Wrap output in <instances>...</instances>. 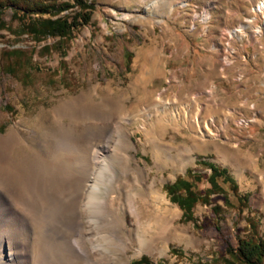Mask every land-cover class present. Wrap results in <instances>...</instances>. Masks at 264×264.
<instances>
[{
	"label": "rangeland",
	"instance_id": "obj_1",
	"mask_svg": "<svg viewBox=\"0 0 264 264\" xmlns=\"http://www.w3.org/2000/svg\"><path fill=\"white\" fill-rule=\"evenodd\" d=\"M262 1L86 0L89 20L70 32L67 22L79 9L76 5L55 15L32 10L27 17L13 13L12 6L2 10L0 133L16 126L31 142L37 137L31 130L39 134L55 128L52 112L60 103L66 102L68 114H78L67 106L82 94L99 104L95 122H110L105 137L111 151L105 158L92 154L90 169L82 141L66 134L55 150L58 155L52 156L54 170L32 174L22 185L28 200L24 210L44 216L35 222L45 231L40 237L45 264L77 262L63 234L72 225V203L81 200L75 190L79 181L85 184V203L89 186L95 193L86 208L91 213L78 218L79 229L71 239L79 253L90 249L81 264H91L90 256L94 264H128L142 255L161 264H223L229 256L225 247L235 248L239 238L264 239ZM63 37L64 43H55ZM51 45L46 56L37 54ZM16 49L31 57L26 70L20 57L9 58ZM115 153L133 156L145 177L137 178L134 163L125 168ZM205 162L223 167L239 195L248 194L247 202H238L230 184L217 178L226 193L195 203L192 219L183 220L164 185L189 169L200 175L194 188L203 192L210 186ZM151 184L165 204L146 198L147 192L134 197ZM131 200L138 217L125 210L127 229L139 235L151 213L169 204L177 215L172 226L176 234L139 252V242L130 243L121 227H109ZM110 237L113 241L106 242ZM120 239L127 244L125 251L117 247Z\"/></svg>",
	"mask_w": 264,
	"mask_h": 264
},
{
	"label": "bare ground",
	"instance_id": "obj_2",
	"mask_svg": "<svg viewBox=\"0 0 264 264\" xmlns=\"http://www.w3.org/2000/svg\"><path fill=\"white\" fill-rule=\"evenodd\" d=\"M262 7H264V0L259 3L258 9ZM65 103L66 102L60 103L53 109L52 121L55 123V128L44 129L39 134L31 130L32 133L37 136L36 139L31 142L26 141L16 126L9 127L5 133H0V264H45V260L43 261L41 253L44 243L40 238L45 231L41 227V224L37 225L38 222H35L42 221L44 216L41 213H27L26 210H24V204L28 202V200L25 201L27 198L25 199L24 197L26 196H22L21 189L22 185L25 186L29 183L28 179H30L32 174H37L41 171L45 173L47 169L51 171L54 170L55 167H50V165H53L52 156L55 150L65 141L66 134L68 136L78 137L82 141L86 153V155H83H85V161L89 169L91 168L90 159L92 154L100 155L102 158H105L104 154H108L111 151L107 143L108 139L105 137V133L110 128V122L108 121L106 124L103 123L101 125L95 122V115L100 109L99 104L94 101L91 96L82 94L68 104L67 107H72L78 113L76 114L75 112V115H70V113L68 114L65 112ZM108 107L107 105L106 109H108ZM116 129L118 130V128ZM20 151L21 153L19 154ZM114 157L121 162L125 168L133 162L136 177H145L146 173L144 168L136 162L133 156L127 154L125 157L124 155L115 153ZM62 170L63 169H58L56 171L62 172ZM153 185L154 184L146 185L143 187V190L138 189L134 197L143 198L145 192H147L146 194L148 197L146 198H150L158 204H160V202L165 204L166 199L156 191ZM83 186L79 181L78 187L80 188L75 190L79 191L81 200L76 199L72 203L71 213L68 216L72 225L70 226L71 228L63 234L65 245L67 242L68 248L74 251V256L77 259L76 264H81L84 257L90 255L89 248H85L79 253L78 250L76 251L71 246V239H73L79 229L77 224L78 218L85 213L88 215L91 213V209L87 212L86 208L90 207L95 199L94 188L87 186L88 189L86 193L88 192L90 194V198H87L88 202L85 203V190ZM164 207L163 210L158 208L156 212L151 213L149 216L150 222L148 221L149 223L147 226L144 227L138 235L136 231L127 229L125 225L126 219L124 212L126 209H129V212L138 217L137 207L134 201L131 200L128 205L124 206L123 213L120 217H113L109 223V227L111 229H119L121 227L123 231L126 232V239L130 243L139 242V252L142 249H151L158 241H165L168 234L175 232L172 226L173 220L177 216L176 211L170 208L169 204H166ZM36 208L39 209L38 207ZM62 230H64V228ZM174 234H176V232ZM108 241H113V239L111 237L106 238V242ZM119 242L120 244L117 246L118 249L125 251L127 244L121 239ZM90 261L91 264H94L95 258L90 256Z\"/></svg>",
	"mask_w": 264,
	"mask_h": 264
},
{
	"label": "trees",
	"instance_id": "obj_3",
	"mask_svg": "<svg viewBox=\"0 0 264 264\" xmlns=\"http://www.w3.org/2000/svg\"><path fill=\"white\" fill-rule=\"evenodd\" d=\"M0 0V14L2 10L6 9L8 6H12L14 9L13 13L27 17L28 12L36 10L41 14H52L55 15L63 9L69 8L71 6H77L79 9L73 11L67 22V30L70 32L73 28L78 25H82L89 20V4L86 0ZM27 12V13H26ZM44 38H39L42 41ZM65 38L59 39L55 43H64ZM53 45L49 47H43L42 50L37 52L38 55L46 56L48 48H52ZM53 53L58 52L57 49L51 51ZM65 53V52H64ZM66 54V53H65ZM18 55V56H17ZM12 56L20 57L22 59L21 67L26 70L31 62L30 55L25 56V52L18 51V49L13 50L9 53V58ZM30 69V68H29ZM30 76V70H27ZM14 76V75H13ZM53 77L51 80L53 81ZM30 79V78H29ZM209 169V173L206 176V180L209 182V188L205 189L203 192H199L194 188V182L200 179V175L197 172H191L186 169L182 176L176 177L171 183L165 184L164 189L168 194V197L172 202H175L181 209V217L183 220H191V208L197 202L207 203V198L212 193H226L222 190L221 186L217 183L216 179L220 178L224 183H228L231 186V190L237 194L238 202L246 203L248 199V194L239 195L238 185L235 180L226 173L223 167H217L212 163H203ZM228 199L225 197L224 202L226 203ZM219 206H213V211H217ZM225 251L229 254L228 257L224 258L223 264H263L264 262V239L257 235H251L245 238H239L238 243L235 248L230 246L225 247ZM128 264H161L153 263L146 256H140L135 259H131Z\"/></svg>",
	"mask_w": 264,
	"mask_h": 264
}]
</instances>
